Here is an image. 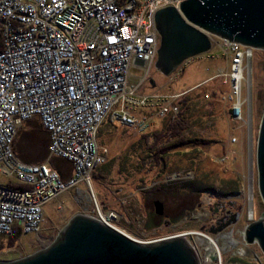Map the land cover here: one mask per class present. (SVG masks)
<instances>
[{"label":"built area","instance_id":"built-area-1","mask_svg":"<svg viewBox=\"0 0 264 264\" xmlns=\"http://www.w3.org/2000/svg\"><path fill=\"white\" fill-rule=\"evenodd\" d=\"M184 1L171 0L159 10ZM152 4L154 0H0V238L39 234L48 202L82 181L90 184L91 171L105 159L98 132L107 120L146 131L157 118L179 114L180 101L194 88L139 93L147 77L132 79L136 70L148 76L158 58ZM211 39L212 49L185 61L169 75V83L193 60H223L225 66L212 79L230 85L231 120L244 121L246 108L249 123L255 49ZM140 111L147 114L140 116ZM35 118L50 136V155L42 163L26 162L15 150L20 129ZM53 157L73 164L70 179L50 165ZM112 212L99 210L97 216L114 226ZM174 236L188 239L201 264H223L220 254L210 255L206 243L197 241L211 239L207 234Z\"/></svg>","mask_w":264,"mask_h":264},{"label":"rangeland","instance_id":"rangeland-1","mask_svg":"<svg viewBox=\"0 0 264 264\" xmlns=\"http://www.w3.org/2000/svg\"><path fill=\"white\" fill-rule=\"evenodd\" d=\"M215 61L205 57L193 60L177 81L162 90L171 92L194 88L180 101L178 115L182 109H186L192 121L182 135L207 139L210 144L200 148L188 147L180 152L175 150L164 157L150 148L151 143L142 136L145 131H140L134 125L107 120L98 132V144L105 159L103 157L91 171L90 184L82 181L59 198L48 202L45 205V221L39 234L23 235L12 245L8 241L9 237H3L0 259L13 260L36 253L53 243L75 215L87 214L98 218L99 210H102L104 215L109 214L107 211H114L116 215L111 223L140 242L168 238L184 231H197L217 240L220 247H227L226 251L222 250L223 264H264L262 249L257 242L248 243L245 235L252 222L264 217L257 169V143L264 114V50L254 51L251 71L253 112L249 123L246 108L244 121L235 123L231 120V88L223 84L222 78H210L211 75L215 76L214 71L218 70L215 66L220 64V61ZM141 73L136 70L132 78L136 80L138 76L147 77L139 93L151 92V78L156 80L159 87L165 81V84L170 81L169 76L159 73L155 65L148 76ZM202 81H206L205 86H200ZM187 95L190 96L183 104ZM247 95L248 87L244 82L243 98ZM138 114L145 116L147 113L140 111ZM178 115L158 119L161 121L154 125V129L164 131L168 118L174 122ZM35 122L36 118L32 124L27 122L22 126L20 131L32 132ZM233 136L237 142L231 141ZM176 139L167 132L163 143L160 142L157 147L167 143L172 145ZM33 142L34 146L38 145L37 141ZM23 144H26L25 140ZM50 165L58 171L71 172V164L60 157H54ZM197 175L213 188H206L199 197L197 195L198 198L194 197L195 207L189 202L192 197L184 196L187 189L183 185L198 179ZM163 187L173 189L165 193L160 190ZM152 188L156 192L148 193ZM91 193L98 203L92 199ZM157 197L165 204L167 216L163 215L161 219L157 217L154 207ZM181 213L185 214L179 221L171 222V218ZM228 233H232L237 245L231 247L227 244L224 237ZM197 241L200 242V239Z\"/></svg>","mask_w":264,"mask_h":264},{"label":"water","instance_id":"water-1","mask_svg":"<svg viewBox=\"0 0 264 264\" xmlns=\"http://www.w3.org/2000/svg\"><path fill=\"white\" fill-rule=\"evenodd\" d=\"M161 45L156 70L171 75L185 61L209 52L211 36L264 50V0H186L180 8L155 14ZM153 86L155 80L150 79ZM258 185L264 202V114L257 143ZM155 212L165 214L156 200ZM236 219V218H235ZM224 227H222L223 229ZM248 243L264 253V217L245 231ZM0 264H201L185 236L140 242L120 229L86 214L75 215L49 246Z\"/></svg>","mask_w":264,"mask_h":264},{"label":"trees","instance_id":"trees-1","mask_svg":"<svg viewBox=\"0 0 264 264\" xmlns=\"http://www.w3.org/2000/svg\"><path fill=\"white\" fill-rule=\"evenodd\" d=\"M152 79H154V78H152ZM217 88L218 87H216V89ZM215 91H213V92L215 93ZM189 96L190 95H187L183 99V104L186 103ZM202 96H204V95H202ZM185 110L186 109L181 110L180 115H178L177 120L174 122L168 118L167 127L164 129V131H163V129L160 131V130L152 129L150 127L145 132H143V134H142L143 138L145 140H148L151 143L150 148H153L158 155H160V156L164 155V157H165L167 155L169 156V154L175 150H179V152H180V150L186 149L188 147L195 146L197 148H200V147H203V145H207L208 143L210 144V140H207V139H200V138L194 139V137H192V138L188 137V136L184 137L182 135L183 134L182 132L187 128L188 124L190 126V123H192L190 117L187 116V114H186L187 112ZM171 119H173V118H171ZM209 120H211V119L209 118ZM32 122H33V120L28 122V123L32 124ZM37 123H39V125ZM25 125L26 124H24L23 127ZM33 126H34V130L32 132H28L26 130L20 131L22 135L19 134L18 138L15 141V150H16L18 156L26 162L42 163V162H45L46 159L48 158L49 148H50V136H49L48 131L43 127V125L41 124V122L39 120H37V122H35ZM167 132H168L169 136L171 135V137L177 138V139L175 140L174 144H172V145H171V143H169V144L167 143L166 145L158 148L157 145L159 146L160 142L163 143L162 141L164 140V136L167 134ZM150 139H151V141H150ZM24 140L26 141V144H23ZM33 141H37L38 145L34 146ZM34 152H36L37 154ZM53 158L51 159V164H52ZM62 159H64V158H62ZM153 159H154V161L156 160L154 156H153ZM64 160H66V159H64ZM68 162L70 163V161H68ZM71 170L73 171V164H71ZM59 172L62 174V177L64 178L65 177V170L64 171L59 170ZM183 186H184V188L187 189L184 196L192 197L193 199L192 198L189 199V202H191V204L193 203L192 206L195 205V207H196V204H195L196 201H195L194 197L196 198L197 195L199 197L201 192H204V190L206 188H213V187H209L208 183L203 182L199 176H198V179H196L195 181L187 182ZM163 188H161L160 190L165 192V193L170 192L173 189V188L171 189L170 187H167V188L165 187L164 189ZM155 190L156 189L152 188V190L148 191V193L149 192L155 193L156 192ZM184 196L180 195V197H184ZM182 199H185V198H182ZM156 200H160V199H158V197H157ZM155 201H154V203H155ZM154 207H155V205H154ZM195 207H193V208H195ZM188 209H190V208H188ZM184 214L185 213H181V214H178L175 218H173V219L171 218V222L179 221L183 217ZM164 215L167 216L166 212ZM162 216L163 215H158L157 217H159L161 219ZM19 238H20V235H15L13 237H9L8 241L12 245V244L18 242ZM2 242H3V237H2V239H0V245L2 244Z\"/></svg>","mask_w":264,"mask_h":264},{"label":"bare ground","instance_id":"bare-ground-1","mask_svg":"<svg viewBox=\"0 0 264 264\" xmlns=\"http://www.w3.org/2000/svg\"><path fill=\"white\" fill-rule=\"evenodd\" d=\"M161 5H171V0H154V4H152V17H155V14L157 13V11H159V7H161ZM176 8H180V6L179 7H176ZM155 25H156V22H155ZM156 29H157V27H156ZM157 31H158V29H157ZM158 35H159V40H157V48L159 50L160 45H161V35H160L159 31H158ZM195 57H197V56H195ZM195 57L190 58L188 60L195 59ZM12 98H14V97L12 96ZM92 217H94V216H92ZM94 218H97V217H94ZM97 219H99V220L102 221V218L100 216H98ZM224 239H226L227 244L228 245L230 244L231 247H232V245L234 246V245H237V243H238L237 240L234 239V237L232 236V233L225 234ZM200 242L202 244H204V243L208 244V248L210 250V255L216 253L217 256H218V254H220L221 255V258H222V255H223L222 250L226 251L225 249L227 248V247H225V248L224 247H220L219 242L217 240L213 239V238L212 239H209V240H206V241L200 239ZM200 263H201V261H200Z\"/></svg>","mask_w":264,"mask_h":264},{"label":"crops","instance_id":"crops-1","mask_svg":"<svg viewBox=\"0 0 264 264\" xmlns=\"http://www.w3.org/2000/svg\"><path fill=\"white\" fill-rule=\"evenodd\" d=\"M216 61H220V64H218V65H216L215 66V69H216V67H223V66H225V62L223 61V60H216ZM215 61V62H216ZM214 72H216V71H214ZM212 76V75H211ZM210 76V78H212ZM223 80V84H226V85H228L229 87H230V85L229 84H227V83H225V81H224V79H222ZM166 82V81H165ZM165 82H164V84L162 85V86H160L159 87V84L156 82V80H155V86H153L152 85V90L151 91H153V90H161V92H163L162 90L165 88V87H167V86H170L172 83H170V84H165ZM203 82H206V81H202V82H200V84L201 83H203ZM206 84V83H205ZM157 86V87H156ZM156 87V88H155ZM184 90H186V89H182V90H174V91H184ZM174 91H171V92H174ZM166 92V91H165ZM171 92H167V93H171ZM158 119H161V120H163L162 118H157L156 120H155V124L154 125H156L157 123L159 124V121H161V120H158ZM32 120H34V119H32ZM31 120V121H32ZM158 120V121H157ZM209 121V120H208ZM152 126V129H154L155 128V126ZM71 163V162H70ZM72 164V163H71ZM71 173V174H70ZM73 174V171L71 170V172H69V170H67V171H65V177H64V179H70L71 178V175Z\"/></svg>","mask_w":264,"mask_h":264}]
</instances>
